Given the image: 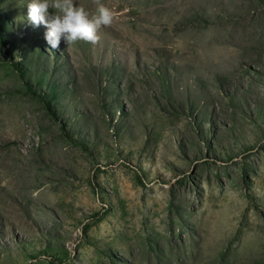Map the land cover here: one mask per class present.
I'll list each match as a JSON object with an SVG mask.
<instances>
[{"label": "rangeland", "instance_id": "rangeland-1", "mask_svg": "<svg viewBox=\"0 0 264 264\" xmlns=\"http://www.w3.org/2000/svg\"><path fill=\"white\" fill-rule=\"evenodd\" d=\"M28 2L0 0V264H264V0H100L60 51Z\"/></svg>", "mask_w": 264, "mask_h": 264}, {"label": "clouds", "instance_id": "clouds-1", "mask_svg": "<svg viewBox=\"0 0 264 264\" xmlns=\"http://www.w3.org/2000/svg\"><path fill=\"white\" fill-rule=\"evenodd\" d=\"M27 19L33 27L44 25V39L53 51H60L61 41L66 45L78 41L95 44L98 32L113 22V13L100 0L94 12L78 6L76 0H29Z\"/></svg>", "mask_w": 264, "mask_h": 264}, {"label": "trees", "instance_id": "trees-1", "mask_svg": "<svg viewBox=\"0 0 264 264\" xmlns=\"http://www.w3.org/2000/svg\"><path fill=\"white\" fill-rule=\"evenodd\" d=\"M0 43H1L2 45L5 44V40H4V35H3V32H2L1 24H0Z\"/></svg>", "mask_w": 264, "mask_h": 264}]
</instances>
